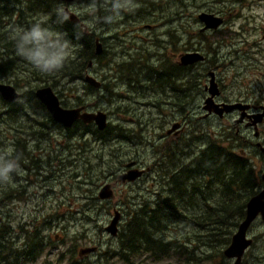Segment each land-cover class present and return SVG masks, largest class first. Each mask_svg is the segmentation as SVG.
Segmentation results:
<instances>
[{"label": "rangeland", "instance_id": "obj_1", "mask_svg": "<svg viewBox=\"0 0 264 264\" xmlns=\"http://www.w3.org/2000/svg\"><path fill=\"white\" fill-rule=\"evenodd\" d=\"M87 2L63 3L72 6L79 18L77 24L86 31L84 34H93V40L98 37L104 49L101 55L91 57L80 77L71 79L60 75L61 71L42 74L22 58L15 60V52L10 56L1 50L7 61L0 63V83L17 87L22 94L19 102L24 105L26 100L28 114L19 115L16 121L2 115L6 121L0 127V148L25 141L21 150L33 148L32 154L40 158L44 169L36 175V171L22 167V175H14L11 184L0 187V223L10 229L1 240L5 250L0 251V257L10 255L13 262L14 250L23 255L36 231L43 234L47 243L36 257L32 258L30 253L26 255L28 259L22 256L19 264H68L72 259L80 264H177L184 247L195 252L194 257L202 255L209 249L203 245L206 237L198 236L200 228L186 219L170 220L162 238L170 242L172 250L169 256L158 260L147 253L118 255L119 234L131 210L164 195L167 177L190 163L208 142L224 140V135L236 132L234 119L238 112L221 118L205 115L204 87L208 86L210 71L220 81L221 93L215 102L258 101L264 105V0H139L140 9L125 13L115 25L94 23L92 14L86 11ZM19 3L15 8L7 7L12 8L13 25L17 19L24 25L48 21L43 11H32L24 1L23 5L18 6ZM201 12L213 13L224 21L218 29L201 31L203 25L197 18ZM96 15L102 17L105 12L100 9ZM9 47L15 50L13 43ZM79 49L75 48L71 58ZM186 52H198L204 59L182 65L179 58ZM132 59L131 67L126 61ZM174 64L184 67L187 75L181 74L184 78L180 81L174 78L173 87L165 84V80L159 86L154 79H142L144 72L160 71ZM85 74L95 77L106 89L89 87L83 80ZM179 82L191 92L183 102L182 96L187 92L179 93L185 89L176 87ZM42 86H50L63 107L85 106L87 111L105 112L111 129L109 135L123 128L127 138H114L106 144L92 139L89 133L81 140L79 136L67 138L65 127L53 122L47 124L46 138L39 141V147L35 141L28 143L29 137L16 134V128L25 134L30 132L33 121L28 115L33 120L36 116L29 112L28 91ZM154 87L165 89L155 93ZM0 111H6L1 102ZM48 127L52 129L50 134ZM91 127L96 129L95 124ZM259 130L262 141L264 123ZM239 132L249 137L244 126ZM235 145L236 152L248 157L250 163L255 161L257 169H264V155L250 143L245 147L235 140ZM131 171L139 173L134 180L118 179ZM107 184L111 196L98 197ZM262 188L264 183L258 190ZM12 189H18L21 195L1 201L2 195L10 194ZM189 203L192 201L185 196L181 202L183 214L191 215L203 208ZM116 213L118 234L113 236L106 228ZM248 235L253 243L241 264H264V220L258 218ZM89 247L95 250L81 253ZM225 259L224 264H232V260ZM218 263L219 260H214L200 264Z\"/></svg>", "mask_w": 264, "mask_h": 264}, {"label": "trees", "instance_id": "obj_2", "mask_svg": "<svg viewBox=\"0 0 264 264\" xmlns=\"http://www.w3.org/2000/svg\"><path fill=\"white\" fill-rule=\"evenodd\" d=\"M5 1L6 4L9 0ZM11 1L16 2L17 0ZM27 1L28 8L32 11L40 10L44 13L47 10L44 14L48 16V23L58 31L66 33V38L75 44L76 47L80 48L77 55L69 59L60 72V75L69 76L71 79L80 77L90 62L91 57L96 56L93 34L88 35L87 32L80 39H77V24L72 23L70 20L63 25L54 23L56 19L54 9L61 4L60 0ZM145 1L148 2V0ZM17 2L21 1L18 0ZM79 29L81 30L80 27ZM2 41L3 45L7 47L4 48L8 52H11L13 49H10L9 45L11 43L14 45L11 37L6 36L5 32H2ZM18 59L20 60L21 58L18 57ZM133 62V59L126 61L131 67ZM121 72H123L122 69ZM181 74L187 75L185 74V68L174 64L169 67H163L160 71L144 72L143 79L147 81L154 79L158 82L157 78H159L165 80V84L168 86L173 87L175 85L174 77L177 81L184 78L181 77ZM127 75L130 79L131 75ZM185 84L188 85L187 81ZM158 85L160 86L161 83ZM183 86L185 89H180L179 93L187 92V94L182 96L185 97L182 99V102L191 96V92L186 88L188 86L183 85L182 82L176 84V87ZM102 87L105 88V85ZM28 101H30L31 106L29 107L31 109L29 112L35 116H42L40 109L43 107L34 97L32 89L28 91ZM18 104L21 107H15L14 110L27 115L28 106L25 103L22 105L21 102ZM46 115L48 116V114ZM13 116L15 115L12 109L9 112V117H7L12 118ZM49 120L52 123L50 117ZM110 131L109 126L105 130L99 131L94 129V127L92 128L91 125H86L80 120L77 121V136H79V140L84 137L85 133H89L92 139L106 144L109 142L107 135H109ZM117 131L120 132L119 130ZM74 134L75 125L72 128L66 129L67 138H72ZM224 137V140L208 142L207 145L198 150V153L190 163L180 167L178 171L167 177L163 196L160 197L158 195L153 201L144 202L139 208L133 209L128 213V220L123 225V229L119 234L118 255L126 257L139 253H147L157 260L169 256L168 254L172 248L170 242L164 241L162 234L170 220L186 219L200 228L201 233H198V236L206 237L203 245L209 247V249L206 252H202V255L194 257L196 253L184 247L178 254L180 259L177 264H200L202 261L214 260H219L218 264L226 262L223 251L229 245L232 233L244 219L246 203L251 196L258 192L261 180L259 171H254L250 166L248 157L235 151L236 137L234 133H230L228 137L224 135ZM115 138L124 139L127 136L124 134ZM224 141H227L226 144L223 143ZM185 196H188L189 200L192 201L189 204L197 207L200 204L203 208L191 215L183 214L182 210L184 206L181 205V202L185 200ZM177 197L179 198L176 199ZM5 199L6 201L10 200V198H4L1 201ZM2 231L3 229L1 228L0 234H3ZM3 236H6V234ZM4 250L5 248L0 245V251ZM38 252L32 246L23 255L16 251L12 257L13 262L10 260V255L1 256L0 262H3V264H19L18 259L22 256L26 258L27 253H30L32 258H34L38 255ZM68 264L80 263H76V260L72 259Z\"/></svg>", "mask_w": 264, "mask_h": 264}, {"label": "water", "instance_id": "obj_3", "mask_svg": "<svg viewBox=\"0 0 264 264\" xmlns=\"http://www.w3.org/2000/svg\"><path fill=\"white\" fill-rule=\"evenodd\" d=\"M64 3H73L76 1H88V0H60ZM198 20L203 24L202 30L217 29L223 23V19L209 12H201L197 15ZM70 21L77 22L78 17L75 13L70 17ZM94 50L96 55H100L103 52L102 43L95 39ZM204 56L198 52H186L180 55L179 63L182 65H190L195 62L202 61ZM90 62L88 63V65ZM210 79L208 80V86H205V91L207 96L204 99L203 109L206 112L213 113L219 117L223 116L225 113L232 112L233 110H239L241 112L239 120L245 115V109L248 107L247 104L241 102H215V98L219 96L220 90L215 81L213 71L208 73ZM84 82L93 87L99 88L101 82L97 80L90 74H85L83 78ZM36 98L44 105L53 121L61 124L65 128L71 127L76 120H81L84 123L94 122L99 130H103L107 125V114L103 111H86L84 106L66 108L60 103L58 96L55 94L50 86L39 87L35 91ZM0 94L2 98L7 101H14L18 99L19 94L13 86L10 84H0ZM262 113L258 115L255 122L260 120ZM177 124L173 125L174 129ZM168 133L170 130L167 131ZM264 151V148H262ZM139 175L138 172H129L127 174H122L118 177L119 180H134ZM260 178L264 181V170L260 174ZM110 185H105L99 191L100 198L110 197L111 191L109 190ZM261 216L264 220V188L258 193L251 196L246 203L245 217L238 224L236 232L232 235L229 245L224 249L223 255L228 260H232V264H240L242 256L245 250L252 243V239L247 236V232L254 220ZM118 214L112 220L110 226L106 228V231L111 235H115L117 232V220ZM95 247H89L81 250V253L93 252Z\"/></svg>", "mask_w": 264, "mask_h": 264}, {"label": "clouds", "instance_id": "obj_4", "mask_svg": "<svg viewBox=\"0 0 264 264\" xmlns=\"http://www.w3.org/2000/svg\"><path fill=\"white\" fill-rule=\"evenodd\" d=\"M139 0H88L86 11L90 12L94 23L115 25L125 13L140 9ZM103 9L105 15L96 13ZM54 23L63 25L73 15L72 6L59 4L54 9ZM76 38L80 39L83 30L76 25ZM16 56L30 64L36 71L51 75L61 71L71 58L76 45L66 38V33L53 28L47 20H36L29 26H15L11 31ZM23 174L21 157L15 154L13 146L0 148V185L13 182L14 175Z\"/></svg>", "mask_w": 264, "mask_h": 264}, {"label": "flooded vegetation", "instance_id": "obj_5", "mask_svg": "<svg viewBox=\"0 0 264 264\" xmlns=\"http://www.w3.org/2000/svg\"><path fill=\"white\" fill-rule=\"evenodd\" d=\"M5 0H0V63H2V64H5V62L7 61V57H6V59H3V57H2V55H4L5 53L8 55H10L11 56V54L12 53H14L15 52V50L13 51H11V52H8L4 47H6L5 45H3V41H2V32H5V34H6V36L8 35V36H10L11 37V31H12V29L15 27V25L16 24H18V25H20V26H25V27H27V26H29V24H27V25H24V24H20L21 23V21H18V19H17V21L14 23V25H13V22H12V15H11V10H12V8L14 7H17L16 5H17V3H15V2H11V3H7L6 5H4L3 4V2H4ZM21 1V4L20 5H23V1H24V4H25V6L26 7H28V1L27 0H20ZM10 5H12L11 7V9L9 8V10H7V7H9ZM20 5H18V6H20ZM4 11V12H3ZM47 12V10L46 11H44V13H46ZM3 15V16H2ZM222 18V17H221ZM223 19V18H222ZM224 21V20H223ZM23 23V22H22ZM12 25V26H11ZM8 26H10L9 28H8V30H6L7 29V27ZM218 29V28H217ZM214 30V29H213ZM206 31V30H205ZM96 38H98V37H96ZM101 42V41H100ZM7 48V47H6ZM4 50V54L3 53H1V50ZM104 50V49H103ZM19 60L18 59V56H16L15 55V60ZM2 66V65H1ZM10 71H12V68H8ZM214 73V77H216V75H215V72H213ZM143 79V78H142ZM157 80H158V84L159 83H162L163 82V80H161V79H159V78H157ZM215 81H216V83H217V85H218V88H219V90H220V87H219V82L220 81H218L217 79H215ZM166 83V82H165ZM0 84H8V83H0ZM11 86H13L14 88H15V90L17 91V93L19 94V97H18V99H16V100H14V101H10V102H7V101H5L3 98H2V96H1V94H0V102L5 106V108H6V111H4V114H6V116H8L9 117V112L13 109V114L15 115V116H13L12 118H9V119H14L15 118V120L14 121H16L17 119H18V116L19 115H22V112H19V111H16V110H14L15 109V107H21V105L20 104H18L19 103V100L21 99V97H22V94L20 93V91L17 89V87L16 86H14V85H12V84H10ZM101 86H103L102 85V83H101ZM43 87V86H42ZM39 88V87H38ZM140 88H142V87H140ZM168 89H170V87H167ZM37 89V88H36ZM36 89L34 90V97L36 98V93H35V91H36ZM95 89H97V88H95ZM164 89H165V87H154V92L156 93V92H158V91H164ZM204 92H206L205 91V87H204ZM220 93H221V91H220ZM56 94V93H55ZM206 94H207V92H206ZM57 95V94H56ZM220 95V94H219ZM59 98V97H58ZM38 101H39V103L42 105V109H40L41 111H42V116L40 117V116H36V119H34L33 120V118L34 117H30V119L33 121V124L32 125H30L29 126V129H30V132H27L28 134H25L24 132H23V130L21 129V128H16V134H20L21 136H25V137H29V138H26L27 140H28V143L29 142H31V141H35V146H37V147H39V141H41V140H43V139H45L46 138V132L44 131L45 129H46V127H47V124L48 123H51L50 122V120H49V117H50V119H51V121H52V123L54 122L53 121V119H52V117L50 116V114L48 113V111L46 110V108L44 107V105L40 102V100L38 99V98H36ZM60 100V99H59ZM24 101V103L25 104H27L26 103V100L24 99L23 100ZM223 102H227V101H223ZM241 103H245V104H247L248 105V107L245 109V115L243 116V118L241 119V120H239V118H240V114H241V112L239 111V110H233L232 112H238V114H237V118L236 119H234V126L235 127H237L236 128V132L234 133V135H235V137H236V140L238 141V142H242L243 143V145L245 146V147H247L248 145H249V143H250V145H251V147H253L254 148V150L255 151H258L260 154H263L264 155V151H262V148H264V140H262V141H260L259 139H260V130H259V126L260 125H262L263 123H264V105H261L258 101H256L255 103H247V102H241ZM204 104V103H203ZM14 105V106H13ZM79 107V106H78ZM45 109V110H44ZM86 108H85V106H84V110H85ZM87 111V110H86ZM232 112H229V113H225V114H223V116L224 115H226V114H230V113H232ZM262 113V117L260 118V120L258 121H256L255 122V120H256V118L258 117V115L259 114H261ZM46 114H48V116L46 115ZM2 115H3V112L2 111H0V127H1V125H2V123L4 122V121H6L5 119H2ZM205 115H206V117H209V116H212V115H215V114H213V113H209V112H206L205 111ZM217 116V115H216ZM223 116H221V117H223ZM219 117V116H218ZM221 117H219V118H221ZM107 118H108V116H107ZM77 121L78 120H76L75 122H74V124L71 126V127H69V128H72L74 125H75V134H74V136H76L77 137ZM81 121V120H80ZM82 123H84L83 121H81ZM59 124V123H58ZM84 124H86V125H91V124H95L94 122H90V123H84ZM107 124H108V121H107ZM35 125H37L38 126V128L37 129H32V127L33 126H35ZM61 125V124H60ZM62 126V125H61ZM95 126H96V124H95ZM108 125H106V127H107ZM242 126H244V128H246L248 131H249V137L248 138H246L242 133H240L239 132V129L242 127ZM63 127V126H62ZM105 127V128H106ZM105 128L103 129V130H105ZM48 129V133L50 134V131H52V129L50 128V130H49V127L47 128ZM65 129H68V128H65ZM96 129L97 130H99L98 128H97V126H96ZM237 129H238V131H237ZM103 130H99V131H103ZM117 130H120V132H118ZM117 130H114L115 131V133L111 136V134L110 135H107V140H112V139H114L116 136H119V135H124L125 134V130L123 129V128H120V129H117ZM122 130V131H121ZM239 132V133H238ZM0 133H1V130H0ZM87 133H85L84 134V136L86 135ZM91 135V134H90ZM20 136V137H21ZM73 136V137H74ZM248 139V141L246 140V139ZM22 143H25V145H26V142L25 141H20V142H17V143H14L13 145H14V149H15V154H17V155H19L20 157H21V167H23L25 170H28V171H36L35 172V174L37 175V174H40L41 172H42V170L44 169L42 166H41V161H40V158L39 157H37V156H35V155H33L32 154V152H33V148L32 149H27L26 147H23L22 148V150H21V145H22ZM248 144V145H247ZM17 148V149H16ZM18 150H21V152H18ZM255 151H252V154L253 155H255L256 154V152ZM31 152V153H30ZM248 159V158H247ZM251 160V159H250ZM248 162H249V159H248ZM251 163H252V165H251ZM251 163L249 162V164H250V166L252 167V169H254V171H256V172H258L259 171V177H260V174H261V172L264 170H260V169H257V167H256V164H255V161H251ZM128 166V164H126V167ZM261 171V172H260ZM260 182H261V184L262 183H264V181L260 178ZM2 185H0V187H1ZM21 195V192H19L18 191V189H17V191H16V189H12L11 190V192H10V194L9 193H7V192H5L3 195H2V197H1V199H4V198H9L10 197V200H12V199H15V198H18L20 195ZM13 196V197H12ZM23 197V196H22ZM6 200V199H5ZM1 219V218H0ZM6 226H3L1 223H0V230H1V228H3V231H2V233L3 234H0V245H2L1 244V240H2V238H4V236L3 235H8L9 234V232H10V229H9V227H6ZM118 234V233H117ZM116 234V235H117ZM43 234L42 233H39L38 231H36V233L34 234V236H33V238L31 239V241L28 243L27 242V250L28 249H30L32 246H34L35 247V249L36 250H38L39 252H38V254L42 251V248H44V246H45V243H47V241H44V237L42 236ZM59 236V235H58ZM59 238V237H58ZM4 240V239H3ZM14 244V242H11V245H13ZM15 251V253H16V251L17 250H14ZM21 253V252H20ZM31 255V254H30ZM36 257V256H35ZM19 260V262H20V260H21V258H19L18 259Z\"/></svg>", "mask_w": 264, "mask_h": 264}, {"label": "bare ground", "instance_id": "obj_6", "mask_svg": "<svg viewBox=\"0 0 264 264\" xmlns=\"http://www.w3.org/2000/svg\"><path fill=\"white\" fill-rule=\"evenodd\" d=\"M9 1H10V0H9ZM9 1H8V4H9ZM17 1H18V0H17ZM17 1H16V2H17ZM19 1H20V0H19ZM5 2H6V1H5ZM5 2H4V4H5ZM10 3H11V1H10ZM6 4H7V3H6ZM11 4H12V3H11ZM13 8H14V7H13ZM0 10H1V9H0ZM3 12H4V11H3ZM2 16H3V15H2ZM71 22H72V21H71ZM78 22H79V18H78V21H77V22H72V23L77 24ZM81 23H82V22H81ZM82 24H83V23H82ZM84 29H85V28H84ZM201 30H202V29H201ZM202 31H203V30H202ZM84 32H86V31H84ZM95 39H98V40H99V38H95ZM95 39L93 40V42H95ZM99 41H100V40H99ZM94 47H95V45H94ZM13 51H14V50H13ZM103 51H104V50H103ZM94 52H95V50H94ZM102 53H103V52H102ZM102 53H101V54H102ZM101 54H100V55H101ZM95 55H96V54H95ZM92 62H93V61H92ZM88 68H89V67H88ZM174 78H175V77H174ZM88 86H89V85H88ZM90 87H91V86H90ZM100 87H101V86H100ZM92 88H93V87H92ZM94 89H95V88H94ZM262 189H263V188H262ZM258 192H259V190H258ZM258 192H257V193H258ZM12 197H13V196H12ZM9 198H10V197H9ZM4 205H5V204H4ZM258 218L262 219L261 216L258 215V217L254 220V222H255ZM262 220H263V219H262ZM254 222H253V223H254ZM253 223H252V224H253ZM252 224H251V226H252ZM251 226H250V227H251ZM250 227H249V229H250ZM249 229H248V231H249ZM115 235H116V234H115ZM115 235H113V236H115ZM247 236L249 237L248 232H247ZM231 237H232V236H231ZM250 238H251V237H250ZM251 239H252V238H251ZM230 241H231V239H230ZM252 243H253V239H252ZM252 243L250 244V246L252 245ZM227 246H228V245H227ZM250 246H249V247H250ZM249 247H248V248H249ZM248 248L245 250V252L248 250ZM245 252H244V254H245ZM244 254H243V256H244ZM243 256H242V258H243ZM241 262H242V259H241ZM241 262H240V264H241Z\"/></svg>", "mask_w": 264, "mask_h": 264}]
</instances>
